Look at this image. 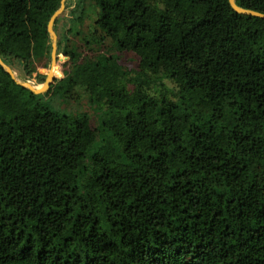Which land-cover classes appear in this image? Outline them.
Segmentation results:
<instances>
[{"label": "trees", "instance_id": "1", "mask_svg": "<svg viewBox=\"0 0 264 264\" xmlns=\"http://www.w3.org/2000/svg\"><path fill=\"white\" fill-rule=\"evenodd\" d=\"M89 1L109 49L68 48L58 18L46 92L0 66V264H264V20L228 0ZM60 2L0 0L11 70L31 78L42 53L49 68ZM57 80L64 98L84 89L98 126L41 103Z\"/></svg>", "mask_w": 264, "mask_h": 264}, {"label": "rangeland", "instance_id": "2", "mask_svg": "<svg viewBox=\"0 0 264 264\" xmlns=\"http://www.w3.org/2000/svg\"><path fill=\"white\" fill-rule=\"evenodd\" d=\"M70 3L69 9L64 10L62 15L59 17L61 18L58 25H57V35L63 31L64 26L67 24L68 27H72V35L68 37V48H74L80 52L82 55L90 56L93 53H96L100 49H109L111 47V41L107 38L103 37V34L98 31L95 27V21L98 16V9L97 7L90 2L89 0H68ZM83 13V20L81 22L76 20L81 14ZM75 14V15H74ZM73 15V16H72ZM71 22V23H70ZM78 34V35H75ZM101 44L99 48L91 45V50L88 47L84 46V41L87 39H94L100 40ZM58 40V37H57ZM56 62L57 60L63 61L65 57L62 55L55 56ZM121 59L125 62L126 68L131 71L132 76L134 77L135 72V65H136V58L130 54L125 53L121 55ZM46 56L42 53L40 54L35 62L32 64V68L34 69L31 78H29L26 72H23L21 69L12 70L14 72L15 78L18 82H26L32 85V87L39 89L41 88V80L37 75L44 76L46 78L48 71L50 69L51 64V56H50V63L49 68L46 69L44 66L46 65ZM57 66V65H56ZM59 75L57 77H61V73L57 70ZM60 85L59 80L54 82L52 86L51 93L48 95H44L40 98L41 103L49 107L50 110L53 112L70 116L72 118H80V117H88L92 126H98V119L99 114L94 111V106L89 104L88 102V95L84 91L82 87L74 88L67 98H64L62 94L57 92ZM161 91H166L167 94L170 96L171 92L176 91L174 85L166 78L161 79Z\"/></svg>", "mask_w": 264, "mask_h": 264}, {"label": "water", "instance_id": "3", "mask_svg": "<svg viewBox=\"0 0 264 264\" xmlns=\"http://www.w3.org/2000/svg\"><path fill=\"white\" fill-rule=\"evenodd\" d=\"M67 0H61L60 2V8L52 15V17L49 20V23L47 25V32L49 34L50 40H51V64H50V69L48 71V74L41 85V88L39 89H33V87L26 83V82H18L15 78L14 72L11 70L10 67H8L0 58V66L3 68V70L10 76L11 80L15 82L17 85L28 89L30 92H32L35 95L42 94L46 92L50 86V84L53 82L54 76L51 73L52 67H57L56 66V51H57V35L53 31V25L54 22L62 15L64 9H65V2ZM230 7L238 14L241 15H247V16H252L256 18H260L264 20V14L255 12L252 10H247L240 8L236 5L235 0H228ZM71 23V22H70Z\"/></svg>", "mask_w": 264, "mask_h": 264}, {"label": "bare ground", "instance_id": "4", "mask_svg": "<svg viewBox=\"0 0 264 264\" xmlns=\"http://www.w3.org/2000/svg\"><path fill=\"white\" fill-rule=\"evenodd\" d=\"M55 69H56V67L53 66V67H52V70H51V73L53 74V76H54V74H55ZM28 84H29V83H28ZM30 85H31V84H30ZM31 86H32V85H31ZM33 89H36V88L33 87Z\"/></svg>", "mask_w": 264, "mask_h": 264}]
</instances>
